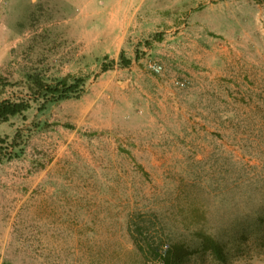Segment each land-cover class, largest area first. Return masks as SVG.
I'll return each mask as SVG.
<instances>
[{"label": "rangeland", "instance_id": "1", "mask_svg": "<svg viewBox=\"0 0 264 264\" xmlns=\"http://www.w3.org/2000/svg\"><path fill=\"white\" fill-rule=\"evenodd\" d=\"M118 1L0 0V101L86 87L0 126V264H264V0Z\"/></svg>", "mask_w": 264, "mask_h": 264}, {"label": "trees", "instance_id": "2", "mask_svg": "<svg viewBox=\"0 0 264 264\" xmlns=\"http://www.w3.org/2000/svg\"><path fill=\"white\" fill-rule=\"evenodd\" d=\"M123 64L130 65L131 62L124 60ZM108 69H104L107 72ZM31 88L33 94L38 96L32 101L17 102L12 100L0 101V126L10 122L12 119L23 117L25 113L29 112L34 102H40L42 98L41 108L45 109L50 104H58L60 102L70 100L72 98L81 99L86 93L85 81L79 78L66 77L56 81L54 84H47L39 79H32ZM5 89V84L2 78H0V94ZM35 91V92H34ZM42 109V110H43ZM72 128V127H69ZM22 150L13 144H8L5 140L0 138V162L3 160H11L15 157H19L22 154ZM211 249L213 250L216 257L226 262L223 250L215 242L211 241ZM166 264H170L169 259H165Z\"/></svg>", "mask_w": 264, "mask_h": 264}, {"label": "built area", "instance_id": "3", "mask_svg": "<svg viewBox=\"0 0 264 264\" xmlns=\"http://www.w3.org/2000/svg\"><path fill=\"white\" fill-rule=\"evenodd\" d=\"M202 2H209L211 0H200ZM150 68L155 72V73H161L163 71V67L161 65L158 64H150ZM179 85H181L182 87L185 86L184 83H179Z\"/></svg>", "mask_w": 264, "mask_h": 264}, {"label": "crops", "instance_id": "4", "mask_svg": "<svg viewBox=\"0 0 264 264\" xmlns=\"http://www.w3.org/2000/svg\"><path fill=\"white\" fill-rule=\"evenodd\" d=\"M119 3H122L121 0L118 1Z\"/></svg>", "mask_w": 264, "mask_h": 264}]
</instances>
